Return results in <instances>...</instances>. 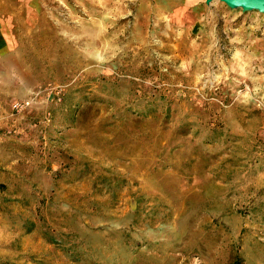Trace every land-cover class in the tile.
<instances>
[{"label": "rangeland", "instance_id": "obj_1", "mask_svg": "<svg viewBox=\"0 0 264 264\" xmlns=\"http://www.w3.org/2000/svg\"><path fill=\"white\" fill-rule=\"evenodd\" d=\"M0 14V264H264V14L220 0Z\"/></svg>", "mask_w": 264, "mask_h": 264}, {"label": "water", "instance_id": "obj_2", "mask_svg": "<svg viewBox=\"0 0 264 264\" xmlns=\"http://www.w3.org/2000/svg\"><path fill=\"white\" fill-rule=\"evenodd\" d=\"M210 2L211 0H206ZM229 7H241L243 10H257L264 14V0H220Z\"/></svg>", "mask_w": 264, "mask_h": 264}, {"label": "crops", "instance_id": "obj_3", "mask_svg": "<svg viewBox=\"0 0 264 264\" xmlns=\"http://www.w3.org/2000/svg\"><path fill=\"white\" fill-rule=\"evenodd\" d=\"M7 20L0 14V48L4 47L7 44L9 39L7 30Z\"/></svg>", "mask_w": 264, "mask_h": 264}, {"label": "trees", "instance_id": "obj_4", "mask_svg": "<svg viewBox=\"0 0 264 264\" xmlns=\"http://www.w3.org/2000/svg\"><path fill=\"white\" fill-rule=\"evenodd\" d=\"M230 264H246V263L244 262V259L242 257H237L233 261H231Z\"/></svg>", "mask_w": 264, "mask_h": 264}]
</instances>
